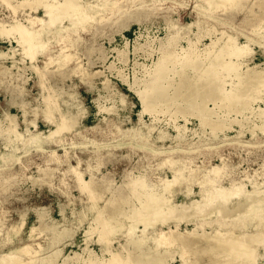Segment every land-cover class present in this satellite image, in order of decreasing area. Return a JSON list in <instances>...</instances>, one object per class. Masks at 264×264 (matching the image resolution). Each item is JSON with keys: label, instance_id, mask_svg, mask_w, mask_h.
<instances>
[{"label": "bare ground", "instance_id": "1", "mask_svg": "<svg viewBox=\"0 0 264 264\" xmlns=\"http://www.w3.org/2000/svg\"><path fill=\"white\" fill-rule=\"evenodd\" d=\"M142 1L143 0H141V2ZM4 2L6 5H10L14 11L20 8L24 11L27 7L29 11L24 12L22 15L23 18L20 20L16 17L15 13L11 17L10 22L0 20V37L5 36V34H11V38L17 41V47L22 49L24 55L34 56L35 54L36 56V53H32L34 50H36V52L38 51L41 55H45L44 68L47 70L46 75H56L61 78H68L70 76L69 73L65 72V67L61 66L54 70H50V66L62 64V61L64 64L67 63L73 56L69 50L76 47L78 43L84 40V33H90L91 30L94 32L100 31L102 29V23L104 22L108 24L110 22L112 23L111 27L114 33L120 32L124 27L121 23L119 26H116V22L121 20L122 17H127L130 22H134L140 21L143 16V19L150 20L148 16L157 13L154 12L153 8H147L145 4L137 3L134 6L133 4L123 5L121 0H4ZM196 3L195 8H201L204 13L202 14L200 12L196 14L192 22H179L180 19H174L170 16L171 14L166 15L167 12L162 15L166 17L167 34L165 38L161 39H166V42L164 43L163 41L160 45V50H164L163 52L166 54L159 57L156 62H153L155 63V73L148 72V69L145 71V73H151L150 75L152 76L147 81H144L143 87L138 88L137 91L139 92L143 107L139 112L138 124L141 125L143 123V125L122 128V123L125 122V120L121 117H118L119 119L114 123L117 130L119 129L120 132H118L122 137H125L126 134H131L134 136L132 138L140 140L136 142L141 143L138 146H144L143 148L149 151L148 155L152 157L160 156L158 157L157 163L153 165L150 161L145 160L146 156H141L139 161L134 160L133 163L125 169L121 174L120 182H117L118 180L113 173H108L103 176L98 175V167L95 168L91 162L87 164L85 170H80L79 167L72 165L62 172L59 166L52 167L50 163L55 160L54 155H50V157L45 159V165H39L40 167H38L40 171L44 172V174L49 177L45 179L48 183L53 181L57 171L64 174L71 172L76 175L74 183L82 195L87 196L86 190L89 186L92 187L96 195H99L98 198L104 201V211L102 214L99 213L101 218H96L95 220L92 217V219L88 221V227L84 229L85 241H90L95 232H98L96 223L102 224L105 228L104 230L111 235L110 237L117 236L118 240L120 236L126 238L124 242H119V248H115L121 250V255L118 257L119 264H172V261H175L173 256L174 253L171 252L173 246H177L182 253V255H180L181 257L177 256L181 258L180 264H257L255 244L264 242V236L262 234H254L251 231L252 235H248V231L246 230V228H249L253 224H255L257 230H264V199L262 195L259 199L263 202H257V206L255 205L251 209L249 208L250 210L247 212L244 210L245 213L243 212V214H240L238 218L237 216H230V209L221 210L217 208L218 206L215 207L216 205L214 206L213 204L214 197L211 196V191L214 189L226 190L223 186H220L221 182L216 180L214 176L222 174V166L227 162V156L225 155L228 151L226 148L227 146L234 148L236 153H238L241 148L254 150L264 147V136L260 137V135L257 134L258 130L264 132V108L259 104L258 107H254L253 103L250 101L254 95L264 92V62H256L257 51L253 50V47L256 46L262 49L264 53V0H205V3H200L199 1ZM35 4H40L43 8L44 11L42 15L33 14V12L36 13L38 10L35 9ZM56 9H58V12H55ZM168 10L169 9H167V11ZM213 11H221V14L225 15L222 17L224 22L220 21L219 25L220 23L221 25L225 24L226 21L234 24L235 28L232 27L233 32L229 33L230 31L225 28H219L218 24L217 26L211 21L201 18V16L210 14ZM157 15L160 16L161 14H156V16ZM152 16L150 18H152ZM96 23L98 25H95ZM240 27H243L247 33H244L245 31H238ZM103 29H106V27ZM183 31L188 32L189 35L195 34L199 37L197 41H195L193 36L189 37L190 39L188 42H191L194 46H197L201 40L200 33L198 32H208L211 37L210 41L205 43L203 49L196 50V52L193 53L195 58L201 59L195 64L199 72H195L196 70L193 72L194 74L197 73V78H199L198 81H193L192 76H190L189 72L191 69L189 66L191 64L180 62L181 53L179 54L180 51L175 50L178 46L177 41H179ZM240 36L244 37L243 40ZM122 37L127 40L124 35H122ZM111 40H113L112 37L110 38V41ZM10 41H12V39H10ZM52 41L61 45L56 51V54H46L48 45L52 43ZM149 43L150 41L147 45H144L137 42L134 50L135 54L145 49V47H149L150 50L152 48V51L153 49L156 51V47H154L152 43ZM129 44L127 40L123 43L125 46L119 44L111 48L110 53H116L117 55L114 54L115 60H112L107 65L106 62L109 58V52H107V49H105L103 45L95 44L94 46L92 45V49L90 47L86 49L89 53L90 50L97 53L98 58L103 61L105 70H115L117 68L116 64L121 63L122 65L123 63V66L117 69L119 70V75L125 78V68L123 67L126 65H128V67L130 66V59L128 57L130 53L128 49ZM17 47H10L7 53L0 49V60H11L13 62L12 68H17V62L15 61L16 54L19 51ZM183 49L185 48L183 47ZM11 52L13 53L11 54ZM208 58L210 62L207 65L205 64L207 61L204 60ZM134 64L137 66L144 65L136 61ZM81 67L83 68L82 56H79L78 64L72 68V72L79 70ZM12 68L8 65H4L3 68L0 66L2 78L6 81L10 80V84L17 81H23L24 84H27L29 77L25 71L27 69L39 71L34 63L31 66H26L24 72L13 73ZM18 68L21 69L20 67ZM84 71V77L87 78L103 77V89L111 91L109 98L115 101L110 108H107V113H115L120 116L116 102L120 103L122 108H124L129 104L127 95L121 92L115 83L108 79L104 70L97 71L92 68L91 70L86 69ZM136 72L137 71L134 72L135 75ZM138 78L139 77H137L136 80H138ZM130 86L131 88L133 87L132 85ZM48 88L56 91L58 96L69 106L68 108L59 107V121L57 117H52L48 108L41 109L40 111L35 110V118L28 119L29 110L27 106L30 104L21 96H13L11 100H8L6 106H0V111L2 112L0 116V137H2V140L5 142L4 146L8 150V152L0 153V158L3 162L2 165L0 164L1 171L10 167L11 165L9 164L12 162L18 161L20 157L16 155L17 151H27L25 146L28 147V145L23 142L51 143V141L62 132L61 129L64 125L67 124L66 122V124L64 123V120L72 124L71 128H77V126L81 128V130L77 128L75 131L79 137L83 136L85 130H87V127L81 122L87 117L88 109L84 107L83 101L78 98L77 93L67 91L64 85H54L51 83ZM23 90H26L25 87H23ZM67 97L72 100H65ZM100 99H103L102 95H100L97 100ZM210 103L214 105V108L209 106ZM11 105H15L23 111V121L20 120L17 114L10 112ZM155 105L162 106V108L164 106L173 107L174 105H178L176 114L197 116L201 119V126L207 125L211 129V134L214 136L212 142L207 143L206 135L199 136L197 140L188 137L187 133L189 128H187V124H175L177 135H170L168 131L161 129L156 137H154V140H150L149 137H151L150 135L152 134L149 132L151 131L153 133L155 127H152L153 124L151 125L144 121L143 114L151 110ZM71 107H76L77 111L73 112ZM101 109L105 110L106 108L103 107ZM217 109H225L223 110L225 114H231L233 112L244 114L246 111H249L252 116H248L246 120L240 119L241 117H231L227 119L228 115H219L220 112L217 113ZM216 113L218 114V118H215ZM172 114L174 116L173 112ZM41 115L45 123L56 125V128L51 129L48 134L41 132L40 129H38L39 126L36 125L37 118ZM179 119L181 120V118ZM106 120H108L107 117L101 119V121ZM174 120L176 121V119ZM22 123L26 126L25 133L20 130ZM233 123L240 124V128L238 126L239 129L235 132L236 134L234 136L223 134L227 132L226 129L233 128ZM31 125H35V133L30 129ZM247 125L250 127H247ZM66 126H68V124ZM200 128L201 127H199V129ZM247 129L252 131V139L242 143L240 138ZM220 132H223V136H220ZM26 133L29 134L30 138L26 139ZM168 139L171 144L167 146ZM155 140L160 143V146L155 143ZM217 140H222V143L228 142L227 145H223L225 146L223 147L224 150L221 149V152L217 150V152H219V159L222 161L221 164L215 165L200 157L188 158L181 153L187 150L196 151V147L192 146H200L198 149L202 152H204L202 149H218L219 147H214V145L221 143L215 142ZM15 141H18L17 145L21 144V146L18 145L11 148L10 145ZM122 145H125V143L121 142L116 144V146ZM38 148H44V146H40L39 144ZM9 151L15 152L12 153ZM253 160L258 159L254 158ZM258 162L259 170H255L254 172L258 173L257 175L260 177L259 172L264 173V158L260 157ZM153 168L163 170V175L157 174L158 176L156 175L151 178L148 172ZM168 173H170L172 177L168 176ZM248 174L250 175L246 169L245 175L243 176L244 180L249 176ZM85 175H89V179L83 181L82 179ZM202 175L204 177L198 181ZM15 180L16 177L12 179V177L6 178L5 176H1L0 190L6 192L11 183ZM244 180H240L237 184L231 185L227 188V191H240L241 189L243 191V189H245ZM186 182H188L189 185L194 183H198L199 185V193L202 199H204L203 203L205 205L199 212L198 209L203 205L202 201L200 203V200H194L195 198L192 199L190 192L187 193L186 196L188 197L186 200H180L181 202H179V200L176 199L179 194V189L176 188L175 185ZM254 182L257 183L258 181ZM252 185L253 187H257V184ZM254 189L256 190V188ZM228 193L231 192L229 191ZM255 195L256 193L253 197L257 198ZM243 196L245 195L243 194ZM240 197H242V195ZM230 198V194L221 196V199L224 200L223 202H229ZM93 199L94 198L91 196L92 201ZM176 200L178 202H176ZM216 200L218 201V199ZM187 205L190 207L186 208ZM95 206L97 207V205ZM95 206L92 204L82 208L80 211H74L73 215L74 217H80V223L82 225L83 222L86 221L90 211H95ZM189 210L194 211L195 215H200L197 216V218H206V216H209V218L207 217L208 219L204 221H198L197 219L194 221L196 224L193 225L192 228L183 226L181 225V221H173L170 218L171 214L176 213L181 216ZM61 212L63 221L52 218L50 212L45 209H38L39 226L32 227L31 229V232L40 229L39 234H44L43 232L50 233L51 236H54L53 241L59 239L66 240L62 247H58L59 245L55 246L54 255L49 256V258L53 257L56 260L62 257L59 261L55 260L53 264L116 263L104 257L107 254L104 250H102L100 254V251L96 252L93 248H90L89 245H81L80 249L82 252L73 251L71 254L63 256L66 245L73 246L76 244L75 236L79 232L81 225L70 226L68 224L69 220L64 214V210L62 209ZM98 217L100 216L98 215ZM24 223L25 219L22 218L20 225ZM158 224H160V227H158ZM244 230L247 231V234L244 233ZM27 248L29 247L25 244L19 247L17 246L10 250L14 254H9V256L8 254L6 255L9 258L4 256L7 252L4 253L3 259H1L2 255L0 256V264L29 263L26 260L20 259V256L17 255L18 252L26 251ZM116 254L118 255L117 252ZM15 255L19 258L15 259ZM126 259H128V262H125Z\"/></svg>", "mask_w": 264, "mask_h": 264}, {"label": "rangeland", "instance_id": "2", "mask_svg": "<svg viewBox=\"0 0 264 264\" xmlns=\"http://www.w3.org/2000/svg\"><path fill=\"white\" fill-rule=\"evenodd\" d=\"M121 1L123 5L133 4L134 6L137 3L145 4L147 8L149 7L153 8L154 12H157L156 14H161V15L156 16V14L155 15L150 14V16H148V19L150 20L143 19L144 17L143 16L142 19L144 21L141 19L140 21H134V22H130L127 17H122L121 20L117 21L116 22L117 24L116 23L115 24L116 26H119V24L121 23V25L124 28H122L120 32H116V33L112 31L113 29L111 27L112 25L111 22L109 24L107 22L102 23V29L98 32H94L93 30H91L90 33L89 32L84 33V40L78 43L76 47L69 50V52L73 54L72 58L69 61H67V63L65 64L61 60L62 64H54L51 65L49 68L50 70H54L61 66L65 67V72L70 74L68 78H63V77L61 78V77H57L56 75H52V76L46 75L47 70L44 68L45 55L39 54L38 51L36 52V50L32 52V53H36V56L35 54L34 56L24 55L22 53V49L17 47L18 45L17 41L11 38L12 37L11 34H5V36L0 37L1 50L7 53L9 52V49L12 46H15L19 49L15 57L16 58L15 61L17 62L16 65L17 68L14 67L12 68L13 62L11 60H7V61L0 60V66L2 68L4 65H8L11 66L13 73H18L21 71L24 72L26 66L27 67L31 66L34 63V65H36L39 70L37 71V70L27 69L25 71L29 77V81L27 84H24L23 81H17L10 84L9 82L10 80L8 81L4 80L0 74V106L3 105L6 106L8 100H11L13 96H19V97L21 96L30 104L29 106H27V109L29 110L28 119L35 118L34 116L35 110L40 111L41 109L48 108L52 114V117L53 118L57 117V120L59 121V107L68 108L69 106L66 105L64 100L58 96V93L56 91L48 88V86L52 83L54 85L55 84L64 85L67 91L77 93L78 98L81 101H83L84 107H87L88 109L87 117L81 122L84 123V125L87 127V130H85L83 136L80 137L77 136L75 131L78 128V126L77 128H71L72 124L64 120V123L66 122L68 126H66L67 125L66 123H65L66 125H64L63 123L64 129L63 128L61 129L62 132L60 131L61 133L58 134L51 141V143L47 144L45 142H41V143L38 142L28 143L27 141L23 142L24 144L28 145V147L25 146V149L27 151L24 150H21L22 152L17 151L16 155L20 157L19 158L20 160L18 159V161L9 164L11 165L10 167L2 171L0 170V177L1 176L2 177L5 176L6 178L12 177V179H15L16 177V180L11 183L9 189L6 192L4 191L2 192L0 190V256L2 255L1 259H3L4 256L8 257L9 254H14L10 250L16 248L17 246L19 247L25 244L29 248H27L26 251L23 252L20 251L21 253L18 252L17 255L20 256V259L29 262L27 264L55 263L56 259L53 257L49 258V256L54 255L55 246L59 245L58 247L60 246L62 247L66 242V240L59 239L57 241L56 240L53 241L54 236H51L50 233L48 232H43L44 234H39L40 229L38 230L37 228H36L37 230L31 232L32 227L39 226L37 210L45 209L46 211L50 212L52 218H56L59 221H63V215L61 212L63 209L66 218L69 220L68 224L70 226H78L81 225L80 217H74L73 212L80 211L82 208H85L93 204L94 206L97 205V207L95 206V211H90L89 214L90 216L87 215L86 221H84L83 224L81 225L79 232L75 236L76 244L73 246L66 245L63 252V256L69 255L73 251L82 252L80 246L89 245V247L93 248L96 252L100 251L99 252L100 254L102 250H104L105 253H107L104 257H106L111 261L116 262L113 264H119L118 257L119 255H121L120 254L121 250L115 248H119L118 247L119 242H124L126 238L120 236L119 237L120 239L118 240L117 236L110 237L111 235H109L108 232L104 230L105 228L103 227V225L96 223L98 232H95V234L92 236V239L90 241L87 242L85 241L84 229L88 227V221L91 220L92 217L95 220L96 218L97 219L101 218L100 214H102V212L104 211L103 210L104 201H101L100 198H98L99 195H96V193H94L91 186H89L86 190L87 196L82 195L80 193V190L78 189V187L76 188V184L74 183V179L76 175L71 172L65 174L62 172L64 169L72 165L79 167L80 170H85L87 164H90L91 162V164L95 166V168L98 167V175L103 176V175H107L108 173H113L118 180L117 182H120L121 174L125 171V169L129 165H131L134 160L139 161L141 156H146L145 160L150 161V163H153V165L157 163L159 159L158 157L160 156L152 157L151 155H148L149 151L143 148L144 146H138L141 143H136V142H139L140 140H137L136 138H132L134 136H132L131 134H126L125 137H122L119 134L120 132L119 129L117 130V127H115L114 123L116 122V120L119 119L118 117H121L123 120H125V122L122 123L121 126L122 128L133 127L135 125L137 126L143 125V123L141 125L138 124L139 112L142 110L143 107L141 104V98L139 92L137 91L138 88L143 87V82L147 81L152 76L150 75L151 73L149 74L148 72L155 73L154 71L155 63L153 62H156L158 58L164 54L163 52L164 50L163 51L160 50L161 48L160 45L163 43V41L164 43L166 42V39L165 40H161V39L165 38L167 34V21H166V17H163L162 15L167 12L166 15L171 14L170 16L173 17L174 19H180L179 22L182 23L192 22L195 19L196 14L200 12L202 14L204 13V11L201 8H199L201 10L195 8L197 4L196 2L199 1L200 3L201 2L205 3V0H201V1L200 0H143L142 2L141 0H135V1L121 0ZM5 5L6 3L4 2V0H1L0 20H3L5 22H10L11 17L13 16L14 13L16 17H18V19L20 20L23 18L22 16L23 13L29 11L28 7L24 11L21 10V8L18 9L17 11H14L10 5L9 6L6 5L7 7ZM35 5H36L35 9L38 10L36 11V13L33 12V14L42 15L44 11L43 8L40 6V4H35ZM167 9L169 10L167 11ZM55 12H58V9H56ZM151 16L152 18H150ZM223 16L225 15L221 14V11L218 12L213 11L210 14L201 16V18H203L204 20L211 21L216 25L217 24L219 25L220 21L224 22V19L222 18ZM95 25L98 24L96 23ZM104 27H106V29H103ZM218 27L225 28L226 30L230 31L229 33L233 32L232 27L235 28L234 24L227 21L223 25H221L220 23ZM238 31L243 32L245 31V29L243 27H240V30ZM204 32L205 31L198 32L200 33L201 40L199 41L197 46L196 45L194 46V44L188 42V40L190 39L189 37L193 36L195 41H197L199 37L196 36L195 34L189 35L188 32L183 31L181 37L179 38V41H177L178 46L175 48V50L180 51L179 54L181 53L180 62L185 64H189V63L191 64V65L189 64L190 65L189 68L191 69L192 72L190 71L189 73L190 76H192L193 81L194 80L198 81L199 79L197 78V73H195L196 74L195 75L193 72L195 70H196L195 72H199V70L197 69V65L195 64H197L201 60L195 58L193 56V53L196 52V50L198 51L200 49H203L205 43H208L211 39L209 33L208 32L204 33ZM244 33H247V31H245ZM122 35H124L130 43L128 46V49L130 50L128 56L130 59L129 61L130 66L128 67V65L125 66L124 64L125 67H123L125 68V74H124L125 78H122L118 73L119 72L118 69L120 68V66L121 67L123 66V63L122 65L121 63L116 64L118 69L116 68L115 70H110V69L105 70L103 67V61L98 58L97 53L91 50L89 53L88 50L86 49L88 47L92 49V45L94 46L95 44L103 45V47L107 49V52H109L108 53L109 58L107 59L106 62L107 65L112 60H115L114 54L117 55L116 53L111 54L110 49L119 44L122 46L123 43L127 41L122 37ZM111 37L113 40L110 41ZM240 37L243 40L244 37L243 36ZM10 39H12V41H10ZM149 41L150 43L153 44L154 47H156L155 48L156 51H154V49L152 51V48L150 50L149 47L148 48L145 47V49L135 54L134 50H135V46L137 45V42L147 45ZM60 45L61 44H56L55 42L52 41V43L48 45L46 54L47 53L56 54V51L58 50ZM183 47L185 49H183ZM86 50L87 53L85 54ZM253 50L257 51L256 62L258 63L264 62V53L262 49L255 46L253 47ZM12 53L13 52H11V54ZM79 56H82L83 68L81 67L79 70L72 72V68H74L78 64ZM135 61L138 62L139 64H144V65L137 66L134 64ZM204 61H207V63L205 64L208 65L210 59L208 58ZM18 67H20L21 69H19ZM92 68L96 69L97 71L104 70L108 79L114 82L115 85L121 90V92H124L127 95L129 104L124 108H122L120 103L116 102V105L119 108L118 111L120 113V116L116 115L115 113L112 114L107 113L108 112L107 108H110V106H112L115 103V101L109 98L111 91H107L103 89V85H102L103 77L102 76L98 78L93 77L92 79L84 77L83 74L85 72L84 70L86 69L91 70ZM147 69L149 71L145 73ZM135 71H137L136 75L134 73ZM137 77H139L138 80H136ZM130 85H132L133 87L131 88ZM23 87H25L26 90H23ZM100 95L103 96V99L97 100ZM65 100H72V99H68L67 97L65 98ZM250 101L251 103H253L254 107H258L259 105H261V107L264 108V92H260L259 94L254 95L250 99ZM102 106L106 109L105 110L101 109L103 108ZM177 106L178 105H174L173 107L164 106L162 108V106L155 105L154 107H152L151 110L143 114L144 121L151 125L153 124L152 127H155L153 133L151 131L149 132L150 134H152L150 135L151 137H149L150 140H154V137H156L157 133L161 129H165L166 131L169 132L170 135H177L175 124L178 125L187 124L186 126L187 128H189L187 133L188 137L197 140L199 136L206 135L205 137H207L206 138L207 143H211L212 138L214 137L213 134H211V129L207 125L201 126L202 125L201 119L198 118L197 116L190 114H188L187 116H184L183 114H176ZM209 106L211 108H214V105L211 103L209 104ZM71 110L73 112H76L77 108L71 107ZM223 110L217 109V113L220 112L219 115H223L225 114ZM10 112L17 114L20 120L23 121L24 119L23 111L20 108H18L15 105H11ZM172 112L174 113V116ZM217 113L215 114L216 115L215 118H218ZM1 115L2 112L0 111V116ZM225 115H228L227 119H230L231 117L233 118L241 117L240 119L242 120H246L248 116L249 117L252 116V114L249 111H246L244 114L233 112L231 114H225ZM105 117H107L108 120L101 121V119H104ZM179 118H181V120ZM174 119H176V121ZM221 119H226V118H221ZM36 125L39 126L38 129H40V131L43 132L44 134H48L51 129L56 128V125L54 124L52 125L45 123L42 115L39 116V118H37ZM232 126H233L232 129H226L227 131L226 133L220 132L219 133L220 136L221 135L223 136V134L234 136L236 134L235 133L236 130L240 128V124L233 123ZM199 127L201 128L199 129ZM247 127L250 126L247 125ZM34 128L35 125L30 126V129L35 133ZM25 129L26 126L25 124L22 123V127H20V130L23 133H25L26 132ZM78 129L81 130L80 127ZM257 134L260 135V137L264 136V132L262 130H258ZM242 135L243 136L240 138L242 143L252 139V131H250V129H247ZM25 137L26 139L30 138L28 133L25 134ZM221 141L222 140H217L215 142H221ZM121 142L125 143V145L116 146L117 143H121ZM4 143L5 142L2 140V137H0V153H5L6 151L8 152V150L4 146ZM17 143L18 141L13 142V144L10 145L11 148L14 146L16 147L18 145L21 146V144L17 145ZM155 143L160 146V143L157 140H155ZM39 144L40 146H44V148H38ZM170 144L171 142H169L168 139L167 146ZM227 144H228L227 141L225 143L221 142L220 144L214 145V147H219L220 149L219 148L212 150L202 149L204 150V152L198 149L200 148V146H192V147H196L195 149L196 151L187 150L181 153H183L182 154L183 156H186L188 158L200 157L201 159L203 160L206 159L210 161V163H214L216 165V164H221L222 162L219 159V154H218L219 152H217V150L221 152V149L225 147L223 145H227ZM226 148L228 150L227 154H225L227 156L226 157L227 162L224 164V166H222L223 167L222 174L214 176L216 180L221 182L220 186H223L224 189L226 190L214 189L213 191H211V196L214 197L213 204L214 206L216 205L215 207L218 206L217 208L221 210L230 209L229 211V213L231 214L230 216L231 217L237 216L238 218L240 214H243V212L244 213L245 211L247 212L253 206L255 205L257 206L258 203L264 201V200L261 201V199H259L262 196H263L262 198L264 199V190H263L264 173L259 172L260 173L259 174L260 177H259L257 175L258 173L254 172L255 170H259L258 160L260 159V157L264 158V147L262 149H254V150L241 148L238 151V153H236L235 149L232 148L231 146H227ZM9 152L14 153L15 151H9ZM50 155L55 156V160L50 162L52 167L59 166L62 172L57 171L53 181L51 183H48L45 181V179L49 177L45 175L44 172L40 171L38 167H40L39 165L41 166L45 165L46 164L45 159L50 157ZM254 158H257L258 160H253ZM0 164L1 165L3 164L1 158H0ZM246 169L248 170L250 175L248 174L249 176L244 180L243 176L245 175ZM162 173H164L163 170L153 168L151 171L148 172V175L152 178L155 177L157 174L159 175ZM168 174H169L168 176L172 177L170 173ZM83 177L85 178L82 179L83 181L89 179V175H85ZM203 177H204L203 175L200 176L198 181H200ZM240 180H244L245 189H243V191L242 189L240 191L229 190L231 193H228L229 191H227L228 190L227 188L230 187L231 185L237 184L238 181ZM254 181H258V182L256 183ZM252 184H257V187H253ZM175 187L179 189V194L176 197V199H178L179 202H181L180 200H186V198L188 197L186 195L187 193L190 192L192 199L195 198L194 200H198V201L200 200V203L202 201L203 205H201V208L198 209V212L200 211V209L204 208L205 206L203 203L204 199H202V196L199 193L198 183L189 185L188 182H186L183 184H176ZM254 188H256V190ZM240 193L242 197H240L241 196ZM255 193H256L255 196H257L258 199L256 197L255 198L253 197ZM227 194L231 195V198L229 200L231 206L229 205V202H223L224 200L221 199V196L223 195L225 196ZM243 194L245 196H243ZM91 196L94 198L93 201L91 200ZM246 196L248 197V199ZM216 199H218V201ZM252 199L254 200V202ZM221 201L225 205V207L221 203ZM176 202L178 201L176 200ZM186 203H190V202H186ZM188 207L190 206L187 205L186 208ZM194 213L195 212L192 210L186 211L181 216L179 214L174 213L170 215V218L173 221H181V225L188 226L190 228H192V226L196 224V222L194 221H196L197 219L198 221H204L209 218V216H206V218L204 217L205 219L203 217L197 218V216L200 215H195ZM98 215L100 217H98ZM22 218L25 219V223L23 225H20ZM158 227H160V224H158ZM246 230L248 231V235H252V233H254V234H262L264 236V230L262 231L257 230L255 224H253L249 228H246ZM246 230H244L245 234H247ZM53 243H57V244H53ZM255 247H256L255 255L257 258V264H264V242L261 244H255ZM174 250H176L177 252ZM116 252L118 253V255L116 254ZM171 252L174 253L173 256L175 260L172 261V264H180L181 258L179 257H181L180 255H182V253L179 251V248L177 246H173L171 248ZM7 254L8 256H6ZM17 255H15V259L19 258ZM61 258L62 257L57 258V260L59 261L61 260ZM125 262H128V259H126ZM70 264H74V263H70ZM126 264H130V263H126Z\"/></svg>", "mask_w": 264, "mask_h": 264}]
</instances>
